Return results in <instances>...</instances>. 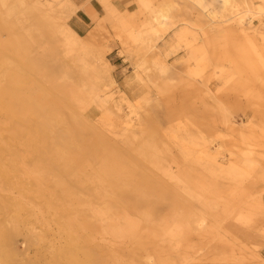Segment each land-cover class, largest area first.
Returning a JSON list of instances; mask_svg holds the SVG:
<instances>
[{
  "label": "rangeland",
  "instance_id": "1",
  "mask_svg": "<svg viewBox=\"0 0 264 264\" xmlns=\"http://www.w3.org/2000/svg\"><path fill=\"white\" fill-rule=\"evenodd\" d=\"M78 1L0 0V264H264V0Z\"/></svg>",
  "mask_w": 264,
  "mask_h": 264
},
{
  "label": "crops",
  "instance_id": "2",
  "mask_svg": "<svg viewBox=\"0 0 264 264\" xmlns=\"http://www.w3.org/2000/svg\"><path fill=\"white\" fill-rule=\"evenodd\" d=\"M84 1L85 0H79L76 5H81ZM101 1L104 4H110V2L112 0H100V2ZM93 2L94 1L89 2V4L87 6L90 7L92 10H94L97 13V11L95 10V8L93 6ZM95 3H97V2H95ZM97 5H98V3H97ZM90 24H91V21H90L89 17L84 13V11L82 9L76 10L74 15L70 19V28L73 31H75L77 34H78V32H80V33L87 32L90 28ZM246 264H249V263H246Z\"/></svg>",
  "mask_w": 264,
  "mask_h": 264
},
{
  "label": "bare ground",
  "instance_id": "3",
  "mask_svg": "<svg viewBox=\"0 0 264 264\" xmlns=\"http://www.w3.org/2000/svg\"><path fill=\"white\" fill-rule=\"evenodd\" d=\"M23 1V0H22ZM26 1V0H25ZM190 1H192V2H197V0H190ZM232 2L231 0H224V10L225 11H231L230 13L233 15V16H235V17H237V16H239V13H237V5H234V3L232 2L231 4H228V2ZM23 3V2H22ZM168 5H169V3H168ZM174 6H177V5H174ZM176 8V7H175ZM257 11L258 12H261L262 11V7H258L257 8ZM21 13V12H20ZM243 14V13H242ZM10 16V15H9ZM165 16H163L162 15V17L161 18H164ZM240 20V19H239ZM239 23H242L241 21H239ZM236 24H238V23H236ZM68 32H69V34L71 35V39H67V41H65V43L67 42L70 46H72V47H74V48H76L77 46H78V39L77 38H80L79 36H77V34L74 32V31H72V30H70V29H68ZM59 33V32H58ZM65 37V36H64ZM63 37V38H64ZM67 37H68V35H67ZM66 43V44H67ZM251 123V122H250ZM26 154V153H25ZM103 154V153H102ZM24 158V157H23ZM148 160V159H147ZM118 162V161H117ZM118 167V166H117ZM126 169V168H125ZM118 171V170H117ZM44 172V171H43ZM41 174V173H40ZM32 175H34V174H32ZM38 175V174H37ZM35 176V175H34ZM47 176V175H46ZM37 177V176H36ZM111 177V176H110ZM41 179V178H40ZM61 179V178H60ZM47 180V179H46ZM34 181V180H33ZM113 181V180H112ZM35 182V181H34ZM39 182V181H38ZM110 183V182H109ZM124 184H125V182H124ZM43 185V184H42ZM63 185V184H62ZM39 190V189H38ZM67 197V196H66ZM82 207V206H81ZM80 208V207H79ZM141 219V218H140ZM108 220V219H107ZM93 232V231H92Z\"/></svg>",
  "mask_w": 264,
  "mask_h": 264
}]
</instances>
